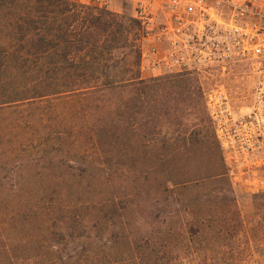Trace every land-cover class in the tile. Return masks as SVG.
Instances as JSON below:
<instances>
[{"label": "trees", "instance_id": "16d2710c", "mask_svg": "<svg viewBox=\"0 0 264 264\" xmlns=\"http://www.w3.org/2000/svg\"><path fill=\"white\" fill-rule=\"evenodd\" d=\"M0 6L1 11L11 10L5 14V23L0 13V42L5 39L0 43V107L48 95L77 97L86 109L85 136L79 139L85 137L104 155L108 149L122 160L132 157L128 150L134 137L130 127L137 124L135 137L141 141L149 132L155 137L157 123L151 131H145L146 126L161 116L167 122L168 108L176 105L174 101L180 106H196L189 98L188 76L141 78L139 24L133 18L63 0H2ZM17 10L24 13L18 15ZM4 43L12 47L6 48ZM131 108L136 116L130 114ZM2 134L0 131V140L4 139ZM198 135L199 150L208 152L215 146L220 152L206 131L201 129ZM145 145L141 144L138 155H146ZM161 149L166 162L184 153L171 145ZM20 170L16 167V173ZM142 174L136 170L135 186L146 184ZM168 185L161 186L165 193L169 188L188 186ZM171 195L150 201L143 197V210L148 212L144 214L138 207L137 213H141L134 215L133 224L127 221L131 217L127 212L118 217V223L112 215L100 216L95 210L101 213V203L100 210L95 204L91 207L94 211L85 217L67 216L56 209L50 210L46 219L40 209L30 207V202L10 210L8 197H2L1 208L10 211H0V264H219L221 259L210 261L204 253L210 229L200 230L186 222L177 225L193 220V212L176 210L177 202ZM115 200H106L113 213ZM161 205L164 223L156 222L158 214L151 212ZM196 239H202V249Z\"/></svg>", "mask_w": 264, "mask_h": 264}, {"label": "rangeland", "instance_id": "374dc122", "mask_svg": "<svg viewBox=\"0 0 264 264\" xmlns=\"http://www.w3.org/2000/svg\"><path fill=\"white\" fill-rule=\"evenodd\" d=\"M8 11L11 12L10 9L0 10L3 23L7 21L5 14ZM112 11L109 12L119 11L121 15L132 18L133 3L113 0ZM17 13L21 15L24 12L17 10ZM3 45L12 47L11 44ZM233 71L236 76L231 74V80L225 86L234 106L245 110L251 102L254 76L249 74L251 78L248 79L246 74H240L247 71L245 69ZM155 75L149 72L141 76L146 80L168 76ZM189 80V98L195 101L196 106H180L174 101L176 105L168 108L170 118L167 122L161 116L159 121L150 120L146 126L145 131H151L157 123L154 130L159 134L155 137L149 132L141 141L135 137L139 133L137 124L130 127L134 137L128 150L132 157L122 160L108 149L104 155L100 147L85 137L79 139L85 136L82 128L86 109L77 97L48 95L1 106L0 131L4 139L0 140V198L8 197L10 210L30 202V207L40 209L46 219L49 211L56 209L67 216L81 214L85 217L94 211L93 205L98 208L101 203V213L95 210L100 216L112 215L118 223V217L127 212L132 217L127 221L133 224L141 213H137L140 206L144 214L148 212L143 210L146 201L143 197L148 196L150 201L151 198L164 199L172 194L177 202L176 210L184 213L190 209L194 218L180 221L177 225L186 222L200 230L210 229L207 252L204 251L210 261L216 257L221 259L219 264H264V195H247L233 190L224 175L221 153L215 151V146L208 152L199 150L197 142L201 129L215 140L202 94V87L205 89L208 85L200 86L192 77ZM147 95V98L151 97V93ZM130 96L133 98V92ZM160 102L163 103L162 99ZM144 112L146 114V109ZM130 114L136 116L135 109L131 108ZM177 116L182 117L175 119ZM164 137L168 139L164 140ZM143 142L146 155L142 156L138 153ZM170 145L183 149L184 153L166 162L162 159L164 151L161 148ZM18 166L21 170L16 173ZM137 169L144 172V186L134 185ZM182 183L188 186L184 189L169 188L166 193L161 187L163 184ZM111 197L116 199V213L109 210L106 201ZM0 201V211H10L3 210L2 199ZM162 206L151 209L154 215L158 214L156 222L159 223H164L165 209ZM219 230L222 231L220 236L216 234ZM200 240L202 243V239H196V243L202 249L204 245Z\"/></svg>", "mask_w": 264, "mask_h": 264}, {"label": "built area", "instance_id": "2783aa9c", "mask_svg": "<svg viewBox=\"0 0 264 264\" xmlns=\"http://www.w3.org/2000/svg\"><path fill=\"white\" fill-rule=\"evenodd\" d=\"M64 1L112 11L113 0ZM129 1L140 75H185L208 85L204 105L226 179L233 190L264 195V0ZM239 69L254 76L245 110L225 86Z\"/></svg>", "mask_w": 264, "mask_h": 264}, {"label": "crops", "instance_id": "0c3cea01", "mask_svg": "<svg viewBox=\"0 0 264 264\" xmlns=\"http://www.w3.org/2000/svg\"><path fill=\"white\" fill-rule=\"evenodd\" d=\"M112 12H113V11H112ZM114 13H115V14H118V15H121V14H122V13L119 12V11H114ZM132 14H133V13H132ZM141 78L144 79L143 76H141ZM149 78H150V77H149ZM154 78H156V77H154ZM144 80H146V79H144Z\"/></svg>", "mask_w": 264, "mask_h": 264}]
</instances>
